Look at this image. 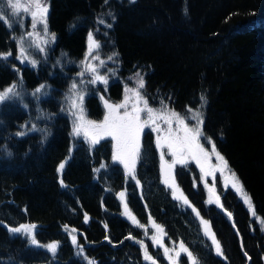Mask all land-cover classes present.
<instances>
[{
	"label": "trees",
	"instance_id": "1",
	"mask_svg": "<svg viewBox=\"0 0 264 264\" xmlns=\"http://www.w3.org/2000/svg\"><path fill=\"white\" fill-rule=\"evenodd\" d=\"M47 4L55 51L79 60L89 33L99 42L105 29L111 46L105 42V48L114 54L121 72L143 74L149 99L169 100L188 114L202 108L205 135L238 175L264 221V0H47ZM10 35L0 20V53H15ZM36 72L23 69L25 93L38 84ZM14 80V73L0 62V89ZM49 84H57L55 77ZM114 84L108 90L113 99L121 92V86ZM25 93L5 105L18 112L7 117L0 113L4 122L0 126V264H88L87 260L147 264L141 246L151 255L154 246L117 198L123 172L116 167L110 175L102 172L96 177L102 159H109L104 143L93 150L82 144L72 152L63 173L65 185L57 168L69 154L71 140L65 125L58 128L59 118L53 124L41 121L43 136L37 134L31 141L16 135L10 138L16 146L11 144L8 134L20 130L15 122L25 124L32 112L33 107L26 110ZM86 102L91 115L100 114L96 96ZM43 104L52 111L56 107L51 101ZM38 141L42 155H36ZM145 147L151 156L137 171L142 191L134 182L126 185L128 206L141 225L155 219L165 228L166 242H183L199 264H264V233L256 225L250 229L251 215L241 203L224 198V210L231 215L214 206L207 213L203 192H195L188 176L180 173L191 201L211 219L220 256L205 239L193 211L181 208L159 183L153 147L147 141ZM20 153L29 155L20 160ZM27 222L39 225L40 242H60L55 257L28 246L27 237L15 236L4 226ZM72 231L84 249L80 256L71 242ZM154 253L164 264L161 254Z\"/></svg>",
	"mask_w": 264,
	"mask_h": 264
},
{
	"label": "rangeland",
	"instance_id": "2",
	"mask_svg": "<svg viewBox=\"0 0 264 264\" xmlns=\"http://www.w3.org/2000/svg\"><path fill=\"white\" fill-rule=\"evenodd\" d=\"M22 2H27V0H22ZM43 2L48 7V20L50 8L47 4V0H43ZM0 14H6L7 22L5 20L1 21L8 27V31L11 33V35L9 36V40L10 42H12L16 49L15 53H13L12 50L3 52L4 54L9 52L11 53V55L8 56L7 59L0 57V62H2V65L9 71L11 70L15 75V80L11 82L10 85L5 87V89H0V92H3L8 88L13 89V92L9 93L6 99L0 101V113L2 112L1 115L7 117L8 115L19 111L16 108L14 109V107L10 108L6 107L5 105L7 102H10L12 100H19L20 98H17L19 97L18 95L23 94V92L25 93V87L27 86V84L25 76L23 74V69L30 68L34 72L40 71V74H37L39 72H36L34 74L36 78H40L38 84L24 94V97L29 99L26 110H29L33 107L32 112L31 110L29 111L31 112V114L29 115V119L27 122H24L25 124L23 125H18L15 122V125H17L19 127L18 129H20L17 132H23L25 133V135H17L14 132L9 133L7 136V138H9V141H11V137H16V135L17 137H29L31 141L33 140L32 137H35L37 134H41L43 136L46 131L43 128L41 121L44 120L53 124L57 123V120L59 118L61 124L60 126H58V128H61V126L65 125V127H67L68 134L71 140L69 147L70 155H72L74 147H76L75 149H77V147L81 146L82 144H84V147L86 146L89 150L102 143L106 144L109 159H102V164L96 169V177L101 175L102 172L110 175L109 173H113L116 167H119V170L124 174L125 180L122 188L118 191V193L119 195L120 193L125 194L123 199H121L120 196V203L124 206V210L126 211V213H129V210L127 208L128 201L126 199L127 189L125 187L127 181L129 182L133 180L138 185L139 190H142V185L137 176V168L139 167V165H141L142 162H144V166L148 164L145 162V160H147V155L149 156L150 154L149 152H146V147H144L143 150L145 141H147L149 144L151 143L153 147V151L156 157V164L158 166V172L160 171L161 174V182L168 188L170 194L173 195L174 198L178 199V205L180 207L182 206L183 209H195V211L193 210V213H196L201 232L205 236L206 240L213 250L216 251V247L212 242L211 234L215 235L217 241H219V239L216 236V232L213 228L211 219L209 216V218L206 217L207 214H201L198 210H196L194 203L185 194L182 185H180L179 183V173H181L182 176H188V178L191 180V184L195 192H203L205 196V204L208 207L207 211L209 213H211V210L209 211L210 205L215 204L219 213L222 211L224 213H222L223 215L229 216L228 212L224 210V202L221 200V198H225L227 201L234 200L241 203L243 207L249 210L251 214L250 221H253V224L249 222L250 229L253 230L255 228L253 225H256L257 228L264 233V223L260 219V216L255 213L256 210L251 196L246 191L238 175L229 166V163L224 155L218 150L211 137L205 135V117L202 108L194 109L188 114L187 110H177V107L173 106L169 100H164L163 98L154 99L151 97V99H149L148 95L146 94L147 85L144 79V87H139L140 79L144 78L143 74H141L140 71H130L127 72V74L121 72V67H119V63L116 60L114 54H110L109 52L111 51L105 48V42L107 43L106 45H108V47H111L108 40H106L105 29H103V31H100V35H102L103 37L99 42L95 39L96 37H94V34L92 35L94 41L99 45V47H93L91 55H89L90 41L88 35L87 47L82 55V58H80L79 60H70L67 55H63V53L60 54L59 51L57 52L54 50L56 39H53L52 34L54 33L49 27V21H47V32L43 30V25L39 22V20L36 21V27L33 28V20L30 12H24L20 10L17 14H13L12 10L6 5V3L3 6V13ZM102 44L103 46L100 47V45ZM21 47H23L24 49L23 57H21ZM54 54L57 55L58 58L54 57ZM109 57H111V59H109ZM32 61H35L36 63L33 64ZM87 65H92L95 68V73H93L90 69H87ZM54 67H57V69ZM80 73H83V75H80ZM96 75L105 77V79H107V84H104L99 80H96L95 83H91L90 81H93ZM54 77L57 84H49V80H53ZM73 83L77 84V88L75 90L72 89ZM113 83H115L114 85H116L117 87L121 86V92L117 97H115V99L111 97L108 91L110 85ZM41 85H44V87L39 92H37L36 89L40 88ZM53 91L55 92L54 95L51 94ZM137 91L141 93L142 99L138 98L135 95ZM81 95L83 96L82 105L79 99ZM93 95H95L99 99L102 109L100 114H98L97 116H95L96 114L94 116L90 114V108L88 103L86 102V100L89 99V96L92 97ZM126 96L128 97L127 107L126 109L122 108L119 110L121 115H123L125 111L131 112L134 105L143 108V102L144 100H147L148 107H151L154 110V114L156 116L165 117L170 116L172 112H176L184 121V123L188 125L189 128L195 129L198 126L196 113H200V118L203 120V124L199 125L201 129V135L197 138L196 142H198L203 147L204 152H200V150L195 147L196 142H193V147L191 150H185L182 154H178L176 157L170 154V151L166 144L163 147H157V139L160 138L161 143L163 144L164 138L169 136L170 130L172 136H183V132L178 131V125L175 117L171 118V124H169L165 119L159 118L156 119L154 123L150 121L149 124L143 128V131L141 132L139 138V156L135 161V167L133 171H129L127 168H125V165L123 163L113 159V154L115 151L114 146L116 144V141L113 140L111 136H103V138L99 139V142L93 143L90 136H85L83 128H81L79 135L75 134L74 128L77 125L86 123L87 121H94L97 124L103 122L105 115L108 114V109L105 107V101L112 105L121 104L125 102ZM50 101L56 105L54 111L50 110L49 107L45 106L44 104L41 105L43 102L49 103ZM81 108L83 109V111H81ZM140 116L142 121L148 119V114L146 111L141 112ZM81 117H83V120H81ZM3 123L4 122L0 120V126ZM15 143L16 141H11V144H14V147L16 146ZM35 144V147L37 149L42 148V146L39 145V141ZM213 144L215 145L216 152H218L220 156L224 158V161L227 162L226 166L217 158L216 154L212 151ZM37 152L38 153L36 155H42V149H38ZM162 152L164 154V161L167 162L166 164L161 161ZM205 153L207 155H205ZM27 155L29 154L20 153L18 156L20 160H26ZM31 156L32 155L28 156V159ZM69 160L70 157H68V155L63 159V161L60 163V165H64L63 169H61L60 166L58 167V170L60 172L65 169ZM173 160H177L178 162L173 164ZM180 160H183V162H179ZM169 165H171L170 168L168 167ZM165 179H168V183H165ZM246 198L247 201H250L251 206L248 202H246ZM185 199L188 201V203L184 202ZM128 216L132 217L130 213L128 214ZM205 221L210 228V232L208 234H206L205 232V224L203 223ZM21 225L32 224L24 223ZM155 225H159L163 229V232H158ZM139 227H142L143 235L145 234V238L148 240V244L154 246L153 251H158L162 256L161 260H163L166 264H169V260L164 254V248L159 246V244L155 242L153 237H155L156 240L162 241L164 247H167L170 250L169 255H172L174 258L175 252L179 251V244L181 242H176L169 239L167 240L168 242H166L167 238L164 226L162 224H159L153 218H151L146 225L142 226L141 224H139ZM36 228L37 226H35L31 234H28V239H30L31 241L33 234L35 236ZM11 233H13L14 235H19L20 233H22V235H24L25 237L27 234L23 230H21L20 232ZM76 233L77 232L72 231L71 242L73 241V236H75ZM35 239L38 242L36 244V249H45L53 255L57 251L56 249V251L53 253L47 247V245H49L50 243H42L40 242V240L38 241L37 238ZM73 244L76 250V254L80 256V253L84 251L83 246H80L78 241ZM145 249L147 250V248L141 246L144 258ZM154 252L151 255L147 250V254L151 256L153 260H155L156 264H160V259L155 258ZM145 260L147 264H152V260H148L146 258ZM88 264H97V262L94 260H89ZM178 264H190L186 254L181 253Z\"/></svg>",
	"mask_w": 264,
	"mask_h": 264
},
{
	"label": "snow or ice",
	"instance_id": "3",
	"mask_svg": "<svg viewBox=\"0 0 264 264\" xmlns=\"http://www.w3.org/2000/svg\"><path fill=\"white\" fill-rule=\"evenodd\" d=\"M6 3V5L12 10L13 14H17L18 11L22 10L24 12H30L33 24L32 27H36V21L39 20V22L43 25V30L47 32V13H48V7L43 2V0H27V2H22V0H0V13H3V6ZM10 19V18H9ZM0 20H6V14H0ZM10 26V25H9ZM31 35V34H30ZM53 39H55V34H52ZM89 55H91L93 51V47H99L98 44L94 41L92 34L89 33ZM24 49L21 47V57H23ZM11 53H0V57L7 59L8 56H10ZM87 59V58H86ZM111 59V57H109ZM33 64H35V61H32ZM87 69H90L93 73H95V68L92 65H87ZM80 75H83V73H80ZM96 80H99L103 82L104 84H107V79L103 76L96 75L94 77L93 81H90L91 83H95ZM44 85H41L40 88H37L36 91L39 92ZM139 87H144V81L143 78L139 81ZM77 88V84L73 83L72 89L75 90ZM13 89L8 88L4 90L3 92H0V101H3L6 99L9 95V93H12ZM135 95L138 98L142 99L141 93L137 91ZM81 105L83 102V96L81 95L79 97ZM203 99V97H202ZM127 100L128 97H125V102L121 104L112 105L109 104L107 101H105V107L108 109V114L105 115L103 122L97 124L94 121H87L86 123H82L80 125H77L74 128L75 134L79 135L81 128L84 130L85 136H90L92 138L93 143L99 142L100 138H103V136H111L113 140L116 141L115 144V151L113 154V159L117 160L125 165V168H127L129 171H133L135 167V161L139 156V150H140V143L139 138L140 134L143 131V128L149 124V122H155L156 119L163 118L165 119L169 124H171V118L175 117L178 125V131L183 132V136L176 135L172 136L171 130L168 137L164 138V143H161L160 138L157 139V147H163L165 144L168 147L170 154L174 157H176L178 154H182L185 150H191L193 147V142L197 141V138L201 135V129L199 125L203 124V120L200 118V113H196V117L198 119V126L193 129L189 128L187 124L184 123V121L179 117V115L176 112H172L170 116L165 117H159L154 114V110L151 107H148L147 100H144V107L140 108L138 106H133V110L131 112L125 111L123 115L120 114L119 110L122 108L127 107ZM81 111L83 109L81 108ZM146 111L148 114L147 120H141V112ZM81 120H83V117H81ZM17 135H25L23 132L17 133ZM207 139V138H206ZM195 147L200 150V152H204L203 147L196 142ZM212 151L216 154L217 158L226 166V161H224V158L220 156L218 152H216L215 145L212 146ZM205 155H207L205 153ZM161 161L166 164L167 162L164 161V154L161 153ZM177 160H173V164L177 163ZM179 162H183V160H180ZM64 165L61 164L60 168L63 169ZM169 168L171 165L168 166ZM162 170H163V164H162ZM234 175V174H233ZM165 183H168V179H165ZM238 183V182H237ZM235 186V185H234ZM124 193H120L121 199L124 198ZM185 203H188V201L185 199ZM246 202L249 203L250 201ZM126 206V205H125ZM251 206V205H250ZM127 207V206H126ZM195 211V209H193ZM199 214V213H197ZM229 215H231L229 213ZM134 219V218H133ZM264 222V221H262ZM205 224V232L208 234L210 232V228L207 225V222H203ZM158 232L162 233L163 229L159 225H155ZM35 228V225H21L19 228H12V232H20L23 230L27 234H31L32 230ZM155 242L159 244V246L164 248V254L166 258L169 260V264H178L179 257L181 253L186 254L188 261L190 264H199L198 258L192 253V251L187 248L183 242L179 244V251L175 252V258L172 255H169V249L167 247H164L162 241L156 240L155 237H153ZM211 239L213 244L216 247L217 254L222 255V250L219 241L216 240L215 235L211 234ZM32 243L37 244L38 242L35 239V236H32ZM73 243H76V237L73 236ZM50 251L53 253L57 249V244H49L47 245ZM145 258L148 260H152V264H156L155 260L152 259L151 256L147 254V250L145 249Z\"/></svg>",
	"mask_w": 264,
	"mask_h": 264
},
{
	"label": "bare ground",
	"instance_id": "4",
	"mask_svg": "<svg viewBox=\"0 0 264 264\" xmlns=\"http://www.w3.org/2000/svg\"><path fill=\"white\" fill-rule=\"evenodd\" d=\"M32 70V69H31Z\"/></svg>",
	"mask_w": 264,
	"mask_h": 264
}]
</instances>
